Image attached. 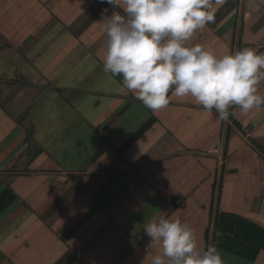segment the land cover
Here are the masks:
<instances>
[{
	"label": "crops",
	"instance_id": "0c3cea01",
	"mask_svg": "<svg viewBox=\"0 0 264 264\" xmlns=\"http://www.w3.org/2000/svg\"><path fill=\"white\" fill-rule=\"evenodd\" d=\"M253 2L227 0L187 45L264 53ZM105 8L0 0V264H150L161 214L223 264H264V107L224 122L169 93L149 110L103 71Z\"/></svg>",
	"mask_w": 264,
	"mask_h": 264
},
{
	"label": "clouds",
	"instance_id": "9594fccd",
	"mask_svg": "<svg viewBox=\"0 0 264 264\" xmlns=\"http://www.w3.org/2000/svg\"><path fill=\"white\" fill-rule=\"evenodd\" d=\"M99 21L105 37L103 71L122 76V88L151 111L175 97H191L206 111L228 122L241 113L264 107V53L244 47L216 55L202 44L188 46L197 30L215 22L227 0H101ZM264 5H251L256 11ZM150 264H223L215 246L200 248L194 230L179 216H154L144 223ZM155 249V254L153 250Z\"/></svg>",
	"mask_w": 264,
	"mask_h": 264
}]
</instances>
